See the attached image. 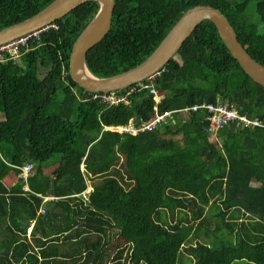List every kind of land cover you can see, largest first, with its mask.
Wrapping results in <instances>:
<instances>
[{
	"label": "trees",
	"instance_id": "trees-1",
	"mask_svg": "<svg viewBox=\"0 0 264 264\" xmlns=\"http://www.w3.org/2000/svg\"><path fill=\"white\" fill-rule=\"evenodd\" d=\"M53 1L0 0V30ZM199 5L223 12L264 65V0H116L110 32L88 52L90 71L138 66ZM99 9L86 2L30 39L22 64L0 58V264H264V127L233 122L213 135L206 112L193 111L137 135L105 130L148 120L156 100L145 89L109 106L72 78L73 45ZM177 56L156 78L161 111L220 97L264 120V86L213 21Z\"/></svg>",
	"mask_w": 264,
	"mask_h": 264
},
{
	"label": "water",
	"instance_id": "water-1",
	"mask_svg": "<svg viewBox=\"0 0 264 264\" xmlns=\"http://www.w3.org/2000/svg\"><path fill=\"white\" fill-rule=\"evenodd\" d=\"M89 1L100 3L99 12L75 41L70 55L72 78L89 92L125 89L163 70L177 56L199 24L205 20H211L216 24L223 40L242 68L264 86V65L247 51L226 15L210 5H199L187 10L145 61L130 70L107 77L96 76L90 71L87 55L110 32L116 0H54L36 15L0 30V45L32 31L41 30Z\"/></svg>",
	"mask_w": 264,
	"mask_h": 264
},
{
	"label": "built area",
	"instance_id": "built-area-1",
	"mask_svg": "<svg viewBox=\"0 0 264 264\" xmlns=\"http://www.w3.org/2000/svg\"><path fill=\"white\" fill-rule=\"evenodd\" d=\"M51 25L57 27V25L55 24ZM51 25H48L47 27H44L41 30L32 31L28 34H25L21 37H18L14 40L0 45V58L2 59L6 53L9 54V57L12 59H17L21 57L23 53L21 48L23 46H28L30 39H38L40 37L41 32L49 29ZM161 71H158L147 79L126 88L129 90H127L125 93L120 92V90L92 92L91 98L96 99L101 103L109 106L117 105L119 103L129 104L131 103V95L133 93L145 89L149 90V92L154 95V98L156 100L154 111L152 112V115L148 120L141 119L140 123H138L136 121V118L134 117L131 118L127 123L105 126V130H112L117 131L119 133H131L133 135H137L141 132L151 131L157 128H163L169 124H176L178 114H189L193 111L206 112V118L209 120V129L213 135L216 134L220 129L233 122H237L243 125L252 124L264 127L263 119L250 118L247 114L242 113L241 110L229 100L221 99L220 97H218L215 102L196 103L191 106H186L179 109L161 111L159 109V103L161 102L162 97L160 90L156 86V78L161 74ZM21 169V175L25 179H28V177L33 173L34 165L32 163H28L24 165ZM55 198L56 197L52 196L49 199ZM42 211L45 210L42 209Z\"/></svg>",
	"mask_w": 264,
	"mask_h": 264
},
{
	"label": "rangeland",
	"instance_id": "rangeland-1",
	"mask_svg": "<svg viewBox=\"0 0 264 264\" xmlns=\"http://www.w3.org/2000/svg\"><path fill=\"white\" fill-rule=\"evenodd\" d=\"M249 8H250V9H254V4H251V6H250ZM255 16H256V19H258V15H257V13L255 14ZM176 58L179 59L178 56H176ZM18 62H19L20 64H22V55H21V57L18 58ZM47 70H48V69H47L46 67H42V66H40V68H39V75H40L41 77H44V76L46 75V73H47ZM34 171H35V166H34L33 173H34ZM88 184H89V186H88V188H87V191L85 192V196H86V198L89 197V194H90V192H91L92 189H93V186H92V184H93V180H92V179L88 180ZM53 200H54V199H53ZM46 201L49 202V200H46V199H45V202H46ZM46 206H47V208L49 209L50 206H51V204L46 203ZM29 233H30V228H29ZM234 264H245V262H244V261H236V262H234Z\"/></svg>",
	"mask_w": 264,
	"mask_h": 264
},
{
	"label": "crops",
	"instance_id": "crops-1",
	"mask_svg": "<svg viewBox=\"0 0 264 264\" xmlns=\"http://www.w3.org/2000/svg\"><path fill=\"white\" fill-rule=\"evenodd\" d=\"M160 93H162L161 94V97L164 95V92L163 91H160ZM4 113H2L1 111H0V120H3L4 119V115H3ZM32 226H33V224H32ZM32 226L30 227V231L32 230Z\"/></svg>",
	"mask_w": 264,
	"mask_h": 264
},
{
	"label": "clouds",
	"instance_id": "clouds-1",
	"mask_svg": "<svg viewBox=\"0 0 264 264\" xmlns=\"http://www.w3.org/2000/svg\"><path fill=\"white\" fill-rule=\"evenodd\" d=\"M119 90V89H118ZM89 92V91H88ZM90 93H92V92H90ZM87 190H85L84 192H83V195L85 196V192H86ZM50 197H52V196H47L45 199L46 200H53V199H49Z\"/></svg>",
	"mask_w": 264,
	"mask_h": 264
},
{
	"label": "bare ground",
	"instance_id": "bare-ground-1",
	"mask_svg": "<svg viewBox=\"0 0 264 264\" xmlns=\"http://www.w3.org/2000/svg\"><path fill=\"white\" fill-rule=\"evenodd\" d=\"M37 44V43H36ZM70 64V63H69ZM25 70V69H24ZM162 94V93H161ZM164 100V99H163ZM80 101V100H79ZM123 105V104H122ZM147 106V105H146ZM137 107V106H136ZM135 107V108H136ZM139 109V108H138ZM141 109V108H140ZM143 110V109H142ZM146 110V109H145ZM7 114V113H6ZM4 115V114H3ZM219 133V132H218ZM104 134H105V132H104ZM32 187V186H31Z\"/></svg>",
	"mask_w": 264,
	"mask_h": 264
}]
</instances>
